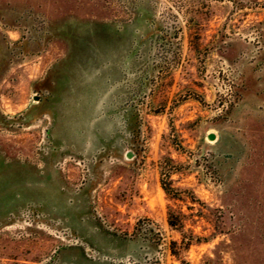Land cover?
<instances>
[{"label": "rangeland", "instance_id": "obj_1", "mask_svg": "<svg viewBox=\"0 0 264 264\" xmlns=\"http://www.w3.org/2000/svg\"><path fill=\"white\" fill-rule=\"evenodd\" d=\"M0 264H264V0H0Z\"/></svg>", "mask_w": 264, "mask_h": 264}, {"label": "water", "instance_id": "obj_2", "mask_svg": "<svg viewBox=\"0 0 264 264\" xmlns=\"http://www.w3.org/2000/svg\"><path fill=\"white\" fill-rule=\"evenodd\" d=\"M214 137H215V135H214L213 133L208 134V138H209V139H214Z\"/></svg>", "mask_w": 264, "mask_h": 264}, {"label": "trees", "instance_id": "obj_3", "mask_svg": "<svg viewBox=\"0 0 264 264\" xmlns=\"http://www.w3.org/2000/svg\"><path fill=\"white\" fill-rule=\"evenodd\" d=\"M166 190V188H164ZM167 191V190H166Z\"/></svg>", "mask_w": 264, "mask_h": 264}]
</instances>
